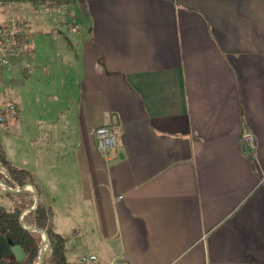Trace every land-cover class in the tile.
<instances>
[{
    "label": "crops",
    "instance_id": "obj_1",
    "mask_svg": "<svg viewBox=\"0 0 264 264\" xmlns=\"http://www.w3.org/2000/svg\"><path fill=\"white\" fill-rule=\"evenodd\" d=\"M76 2L0 74L4 156L47 223L101 264H264V0Z\"/></svg>",
    "mask_w": 264,
    "mask_h": 264
},
{
    "label": "built area",
    "instance_id": "obj_2",
    "mask_svg": "<svg viewBox=\"0 0 264 264\" xmlns=\"http://www.w3.org/2000/svg\"><path fill=\"white\" fill-rule=\"evenodd\" d=\"M26 26V23L15 20L0 23V74L4 71H10L13 63L25 55L29 42L25 35ZM16 116V107L13 104L3 106L0 103V125L15 120ZM93 137L95 149L104 155L116 147L115 137L106 126L97 127L93 131ZM241 144L249 151L251 156H255L256 142L251 133L246 131L241 135ZM0 191L12 195L24 191H30L34 195H36V192L38 193V190L30 180L14 181L2 163H0ZM24 215L25 212H21L18 216L20 226L33 234L39 235L41 239L38 245H40L43 243V234L39 230L43 228H34L32 230L26 227L23 224ZM47 257L48 247L46 248L45 258L39 264H47ZM36 259H34V264L37 263ZM76 262V264H101L98 256L92 253L80 254ZM106 264H121V261L119 259H112Z\"/></svg>",
    "mask_w": 264,
    "mask_h": 264
},
{
    "label": "trees",
    "instance_id": "obj_3",
    "mask_svg": "<svg viewBox=\"0 0 264 264\" xmlns=\"http://www.w3.org/2000/svg\"><path fill=\"white\" fill-rule=\"evenodd\" d=\"M11 0H0L5 3ZM16 1H44V0H16ZM56 4L69 3L77 0H49ZM184 5V4H183ZM0 163L5 165L11 178L20 182L24 179L30 178V174L21 169H17L6 161L2 145L0 143ZM18 196V195H17ZM20 196V194H19ZM22 198V195H21ZM20 203H14V207L11 210H2L0 213V236L5 239H10L14 245L20 246L23 250L25 257L21 261H16L14 257L3 258L0 260V264H32L35 254L38 252L39 236L29 231L24 230L18 220L19 214L25 210L28 206L26 201L19 200ZM48 213L42 203L38 202L37 207L27 213L25 216L31 219L32 226L40 229L47 226L48 236V257L47 264H75L67 259L66 255V239L64 236L56 233L52 229L51 222L47 223Z\"/></svg>",
    "mask_w": 264,
    "mask_h": 264
},
{
    "label": "rangeland",
    "instance_id": "obj_4",
    "mask_svg": "<svg viewBox=\"0 0 264 264\" xmlns=\"http://www.w3.org/2000/svg\"><path fill=\"white\" fill-rule=\"evenodd\" d=\"M26 4L21 5H0V23L15 20L19 22L26 23V32L25 35L29 40V34H30V28L35 30L38 34L42 33L38 38L39 42H43L42 44H57V42L61 39L58 32H54L57 29V24H55L57 18L60 14H65L67 18L60 20L61 23H65L63 26L68 28L69 31H71L70 27L73 26L75 21L71 18L73 17L72 6H75L77 4L76 1H71L69 3H62V4H56L53 1L44 0V1H36V2H30ZM61 16V15H60ZM64 16V17H65ZM60 19V17H59ZM74 21V23H73ZM67 23V24H66ZM78 30L81 29L80 26L76 27ZM52 31V33H50ZM70 37V35H68ZM52 53V52H51ZM47 53L43 52L42 55L45 56ZM53 54V53H52ZM2 126V125H0ZM3 144H5V138L1 136V139ZM23 198H20L18 200L22 201ZM26 201V200H23ZM14 199L12 197H8L6 194L0 193V213L2 210H11L14 207ZM30 203L33 204L32 201ZM30 218L24 217L23 218V224L26 227H30ZM34 228V227H32ZM44 229V228H43ZM37 235V234H36ZM39 236V235H38ZM39 239L41 237L39 236ZM70 236L66 240L65 247H66V255L67 259L71 261L72 263H77V258L81 254V251H79L76 247H70ZM40 243V240H39ZM38 243V244H39ZM34 259L32 264H34Z\"/></svg>",
    "mask_w": 264,
    "mask_h": 264
},
{
    "label": "water",
    "instance_id": "obj_5",
    "mask_svg": "<svg viewBox=\"0 0 264 264\" xmlns=\"http://www.w3.org/2000/svg\"><path fill=\"white\" fill-rule=\"evenodd\" d=\"M38 202H39V195L36 192V204H38ZM24 230L29 231L27 229ZM44 235L49 244L48 236H47V226H45L44 228V233L42 235L43 240H44ZM41 245L42 243L38 245V252L37 254H35V258L39 257ZM11 257H14L16 261H21L24 259L25 254L20 246L14 245L10 239H5L3 236H0V260H2L3 258H11Z\"/></svg>",
    "mask_w": 264,
    "mask_h": 264
},
{
    "label": "bare ground",
    "instance_id": "obj_6",
    "mask_svg": "<svg viewBox=\"0 0 264 264\" xmlns=\"http://www.w3.org/2000/svg\"><path fill=\"white\" fill-rule=\"evenodd\" d=\"M32 230L34 229V228H31ZM42 234L44 233V229H40L39 230ZM47 244H48V242H47V239H46V237H45V235H44V240H43V243H42V245H41V248H40V252H39V257H37V259H36V264H39L40 262H41V260L43 259V258H45V256H46V248H47Z\"/></svg>",
    "mask_w": 264,
    "mask_h": 264
}]
</instances>
